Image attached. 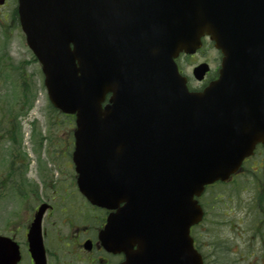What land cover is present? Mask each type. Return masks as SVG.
Returning a JSON list of instances; mask_svg holds the SVG:
<instances>
[{
  "label": "water",
  "instance_id": "water-1",
  "mask_svg": "<svg viewBox=\"0 0 264 264\" xmlns=\"http://www.w3.org/2000/svg\"><path fill=\"white\" fill-rule=\"evenodd\" d=\"M19 2L51 102L77 116L81 192L118 209L104 244L133 255L125 264H202L194 197L264 145V0ZM205 36L220 78L190 93L175 59Z\"/></svg>",
  "mask_w": 264,
  "mask_h": 264
},
{
  "label": "flooded vegetation",
  "instance_id": "flooded-vegetation-1",
  "mask_svg": "<svg viewBox=\"0 0 264 264\" xmlns=\"http://www.w3.org/2000/svg\"><path fill=\"white\" fill-rule=\"evenodd\" d=\"M11 12H15V0H0V36ZM202 63H208L210 71L204 82H190L192 91H202L218 78L221 56L218 53ZM179 69L184 75L180 63ZM0 71L4 86L0 94V264H122L125 257L109 253L100 239L110 213L93 205L79 191L72 159L74 134H70V128L55 132L48 120L46 126L39 121L37 125L28 122L25 127L26 113L33 109L34 101L24 90L22 95L13 94L20 69L2 62ZM6 71L9 85L5 84ZM247 163L257 165L258 169L251 172L260 174L263 181V146L256 148ZM211 198L207 200L210 232L205 264H216L207 255L214 251L217 241L227 243L216 239L218 221L214 213L218 209L213 206L216 199ZM251 204L259 220L254 229L260 232L264 198L256 196ZM258 209L263 218L258 216Z\"/></svg>",
  "mask_w": 264,
  "mask_h": 264
},
{
  "label": "rangeland",
  "instance_id": "rangeland-1",
  "mask_svg": "<svg viewBox=\"0 0 264 264\" xmlns=\"http://www.w3.org/2000/svg\"><path fill=\"white\" fill-rule=\"evenodd\" d=\"M7 33L11 34V39L14 41L10 46V52L15 57V64L21 62V59L29 58L30 55L25 54L27 51V46L25 41L16 38V33L12 30L7 29ZM2 46V42H0V47ZM205 50L204 52H206ZM25 55V56H24ZM202 55V54H201ZM205 57H196V58H183V67L186 70V73L192 76V69L200 65L204 60H212L215 56L211 52H206ZM38 65L35 68L38 69ZM5 84L9 85L8 76L9 72H5ZM30 74H32L30 76ZM30 71L27 70L25 72L24 78H19V74L17 81L24 82V79L28 81V85L32 79H35L36 87L33 90H38L40 93L41 88V75L40 70ZM0 75L2 77V72L0 71ZM198 83L196 80H192L191 84ZM4 86L1 87L0 83V94L2 93ZM15 93L20 94L21 89L19 87L15 88ZM46 98V94L41 91V97ZM36 112L39 113V109L37 108L33 114ZM52 117L53 125L58 127H72L75 126L69 119H63L61 121V116H57L55 119ZM55 122L57 124H55ZM254 169V170H250ZM257 165L251 164L247 166V177L245 175L242 176L244 172L241 173L237 179L227 186H222V188H213L212 200L217 199L218 196H221L216 202H214V207L217 203H220L216 206L218 210L214 213L215 218L217 219V227L215 229V233L218 237L222 239V242L227 243H218L215 247L214 251L207 255V257H213L216 264H264V225L261 227V231H256L254 226L257 224V215L254 211V207L251 204L252 198H256V196L261 195L264 198V190L260 191V189H264V180H261L260 174H252L251 171H256ZM242 176V177H241ZM263 183V184H261ZM226 195V196H225ZM256 195V196H255ZM205 201V200H204ZM203 201V203H204ZM258 216L263 218L260 209L257 210ZM201 232V242L202 249L206 253V246L208 241V230L207 232V223L200 228ZM236 254V255H235Z\"/></svg>",
  "mask_w": 264,
  "mask_h": 264
}]
</instances>
